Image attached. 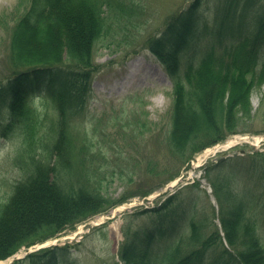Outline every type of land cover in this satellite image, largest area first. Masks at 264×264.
Listing matches in <instances>:
<instances>
[{
  "label": "trees",
  "instance_id": "1",
  "mask_svg": "<svg viewBox=\"0 0 264 264\" xmlns=\"http://www.w3.org/2000/svg\"><path fill=\"white\" fill-rule=\"evenodd\" d=\"M25 8L15 12L10 60L19 69L0 84V113L6 109L10 118L2 127L3 134L12 130L19 117L23 119L24 142L14 161L26 174L0 205V259L21 245L52 237L115 204L84 174L78 181L63 175L71 172L75 163L69 120L86 106L98 69L93 59L99 40L132 47L129 36L142 27L137 17L144 12L134 0H29ZM199 8L198 1L191 4L174 15L169 31L145 40L173 79L170 141L175 151L189 158L234 132L247 131L235 108L242 105L248 109L255 85L264 82V65L257 73L264 49V0H217L212 20L205 23L198 19ZM123 18L130 21V27L134 25L131 31L127 22L115 25ZM55 44L58 54L47 55L46 50ZM182 55L188 56L184 68ZM36 91H45L48 108L56 111L48 130L42 128L48 112L25 107ZM227 93L229 99L225 100ZM88 144L87 139L82 141L84 153H88ZM246 157L220 159L215 168L221 180L228 183L244 173V168H231L229 163ZM248 158V181L255 187L224 192L230 197L221 214L228 248L217 228L205 236L201 223L190 215L188 239L183 238V230L171 240H163L173 218L140 231L126 230L120 249L125 263L264 264V241L250 217L252 206L260 205L264 211V153L257 151ZM210 172L206 170V175ZM212 185L221 199L223 185L217 180ZM174 197L160 209H168ZM240 229L243 248L238 242ZM65 249L31 253L29 264H57Z\"/></svg>",
  "mask_w": 264,
  "mask_h": 264
},
{
  "label": "rangeland",
  "instance_id": "2",
  "mask_svg": "<svg viewBox=\"0 0 264 264\" xmlns=\"http://www.w3.org/2000/svg\"><path fill=\"white\" fill-rule=\"evenodd\" d=\"M28 1L0 0V83L19 69L10 60L11 30L16 14L26 9ZM134 1H139L144 10L137 17L142 27L129 36L136 47L135 52L127 55L133 50V46L126 47L128 45L124 43L117 47L110 39H101L97 43L94 60L98 69L88 92V109L69 120L72 132L70 137L76 145L73 148L75 163L71 172H63L65 178L73 181H78L84 174L115 204L105 212L63 230L56 237V245L68 248L67 252L59 254L60 264H122L118 252L126 230L140 231L160 222H169L172 218L173 226L166 231L164 238L172 239L183 229L188 233L187 221L190 215L192 220L201 223L205 236L211 235L216 228H223L219 216L220 210L227 206L230 198L227 193L224 194L226 189L255 187L248 181L249 158L235 159L229 163L231 168L237 166V169L244 168L245 171L228 183L223 178L221 180L215 167L224 152L232 157L238 148H244L246 154L257 150L264 153V83L255 85L250 94L248 109H243L242 105L235 108L242 119L241 125L248 131L240 134L255 137L251 141L257 144L256 147L245 142L220 150L208 158L202 156L205 150L189 158L186 154H181V151H175L170 141L173 126L172 79L166 64L155 56L145 42L148 36L153 38L169 31L174 15L197 1L200 5L199 21H211L217 0ZM132 19L136 21V17ZM123 22H127L130 27V21L125 18L115 25ZM132 26L134 25H131L130 31ZM135 57L141 59L144 67L129 78L134 70L129 62ZM187 60L188 56L182 55V64ZM228 96V93L224 96L225 100L229 99ZM29 106L40 109L43 107L39 97L30 102ZM53 115L55 112L50 110L42 128L48 130ZM13 129L4 136L0 130V203L8 198L13 183L23 174L14 162L22 143L21 130L18 125ZM235 135L229 136L220 144L234 139ZM84 139L89 143L88 153H84L81 148ZM83 155L86 156L85 161L82 159ZM200 157L202 161L199 160ZM209 169L211 172L207 175L208 178L205 173ZM203 177L207 178L211 186L215 180L223 185L221 199L216 196L219 210L202 183ZM213 193L216 194L215 191ZM171 196H175L174 203L168 209H163L161 213L152 210L166 203ZM127 202L133 204L128 209L124 207ZM261 208L260 205L252 206L250 217L256 222L264 241V211ZM143 209L148 211L144 212ZM241 230L238 242L243 248L245 240ZM56 238L49 241L52 243ZM188 238L185 234L184 239ZM29 250L21 247L17 255ZM29 261L24 259L19 264H29ZM0 264L10 263L0 261Z\"/></svg>",
  "mask_w": 264,
  "mask_h": 264
},
{
  "label": "bare ground",
  "instance_id": "3",
  "mask_svg": "<svg viewBox=\"0 0 264 264\" xmlns=\"http://www.w3.org/2000/svg\"><path fill=\"white\" fill-rule=\"evenodd\" d=\"M34 48H35V46H33V49ZM58 52H59L58 51V45H56V44L49 46V49L46 50V54L47 55L55 56V55L58 54ZM129 65L132 66V68L134 69L133 73L131 75H129V78L133 76L134 72H138L140 70L142 71L143 67H144V64L142 63L141 59L140 58H136V57L132 60V62L131 61L129 62ZM245 139L248 140V137H245V138H234L232 140H229L228 143L223 144L222 146H214L213 148L206 150V152L204 153V156H206V157L210 156V155L214 154L216 151H218L220 148H224V147H226L228 145H232V144H234L237 141H244Z\"/></svg>",
  "mask_w": 264,
  "mask_h": 264
},
{
  "label": "water",
  "instance_id": "4",
  "mask_svg": "<svg viewBox=\"0 0 264 264\" xmlns=\"http://www.w3.org/2000/svg\"><path fill=\"white\" fill-rule=\"evenodd\" d=\"M244 150H241V152H243Z\"/></svg>",
  "mask_w": 264,
  "mask_h": 264
}]
</instances>
